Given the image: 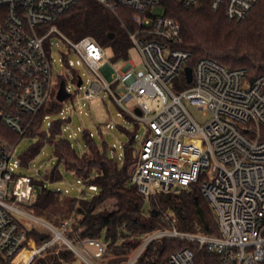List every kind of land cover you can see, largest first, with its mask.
I'll return each instance as SVG.
<instances>
[{
	"label": "built area",
	"instance_id": "obj_1",
	"mask_svg": "<svg viewBox=\"0 0 264 264\" xmlns=\"http://www.w3.org/2000/svg\"><path fill=\"white\" fill-rule=\"evenodd\" d=\"M81 1L0 0V121L24 138L53 94L57 100L61 82L57 88L52 39L60 36L80 56L77 64H85L98 79L86 90L87 100L107 91L125 111V103L135 102L134 110L127 112L145 129L131 176L138 191L148 198L199 183L218 222L219 236L174 226L155 230L123 264H135L148 245L160 239L194 245L174 252L167 264H197L204 250L218 256V264H264V78L252 81L246 69L230 70L210 58L191 67L192 54L172 44L179 39L180 23L152 14L161 0H94L108 10L133 13L136 30L130 40L146 72L139 75L130 59L116 72L112 57H106L109 49L91 37L70 41L57 27ZM180 1L193 8L203 0ZM259 2L211 0L210 7L229 21H242ZM186 67L192 68L190 83ZM106 79L121 88L113 90ZM75 82L83 88L80 75ZM185 101L206 110L210 120L200 124ZM14 154L15 146L0 141V264H31L55 244L74 253L82 264H103L107 248L102 241L76 239L70 234L71 222L57 227L32 214L36 185L33 178L15 172ZM25 250L32 251L28 258H22Z\"/></svg>",
	"mask_w": 264,
	"mask_h": 264
},
{
	"label": "trees",
	"instance_id": "obj_2",
	"mask_svg": "<svg viewBox=\"0 0 264 264\" xmlns=\"http://www.w3.org/2000/svg\"><path fill=\"white\" fill-rule=\"evenodd\" d=\"M210 3L211 0H203L197 7L185 8L180 0L160 1L164 14L181 26L179 39L173 46L192 54L191 67L203 58H210L230 70L246 69L252 81L264 78V0L242 21H229L223 12H214ZM56 24L70 41L91 37L109 49L114 63L130 58V33L136 30L130 10L111 11L94 0H82ZM62 105L53 94L36 115L26 137L37 138V142L26 151L22 163L27 164L50 143L58 163L74 173L78 182L97 190L90 198H71L61 191L47 190L42 180L33 178L34 184L42 185L43 189L30 207L32 214L57 227L63 221H71L72 237L102 241L107 248L103 264L128 262L145 237L158 229L174 226L183 232L219 236L217 219L202 194L201 184L148 198L138 191L131 181L134 138L125 145L121 166L100 150L90 132L84 137L86 152L78 155L69 140L60 137L69 119L54 121L48 133L42 131L48 114L60 111ZM262 130L264 133V128ZM22 139L0 121V141L7 140L16 146ZM47 177L52 182L62 179L57 168ZM154 209L156 216H153ZM37 243L40 245L42 241L37 240ZM193 246L174 239L156 240L135 264H167L174 252ZM28 254L25 250L22 258ZM219 260L218 256L204 250L198 254L197 264H218ZM31 264L82 263L74 253L55 244L38 254Z\"/></svg>",
	"mask_w": 264,
	"mask_h": 264
},
{
	"label": "rangeland",
	"instance_id": "obj_3",
	"mask_svg": "<svg viewBox=\"0 0 264 264\" xmlns=\"http://www.w3.org/2000/svg\"><path fill=\"white\" fill-rule=\"evenodd\" d=\"M152 14L163 15L164 10L161 6L154 7ZM106 57H113L110 50L106 52ZM52 58L56 87L58 88V84L64 80L71 96L63 102L60 111L48 114L43 122L42 131L48 133L52 122L59 119H69L63 126L60 137L69 140L78 155H83L86 152L84 137L90 132L100 150L121 166L124 163L125 145L130 142L131 138H134L132 162L135 163L138 159V151L145 130L144 124L133 121L127 112L134 110L135 102L125 103L124 107L127 110L125 111L116 104L107 91L103 92L99 98L87 100L85 98L86 90L89 89L92 82H97L98 79L85 64H77L81 60L80 56L58 35L52 39ZM129 59L137 68L139 75L145 74L142 56L136 48L132 47ZM70 64H72L71 67ZM113 67L116 72H121L124 65L121 62H116ZM78 75L84 81L82 89H79L75 82ZM106 80L113 90L121 88L119 83ZM185 105L200 124L204 125L210 120L211 116L206 110H200L188 101H185ZM36 142L37 138L24 137L15 146L14 161L18 163L15 170L17 174L40 179L44 182L47 190L61 191L71 198H90L95 194L86 184L78 182L77 176L66 170L64 164L58 163V159L54 156V146L50 143H46L39 154L31 158L27 164H23L22 157ZM55 168L61 173L62 179L52 182L47 176ZM35 188L39 194L43 186L36 185ZM146 207H149L148 203Z\"/></svg>",
	"mask_w": 264,
	"mask_h": 264
},
{
	"label": "water",
	"instance_id": "obj_4",
	"mask_svg": "<svg viewBox=\"0 0 264 264\" xmlns=\"http://www.w3.org/2000/svg\"><path fill=\"white\" fill-rule=\"evenodd\" d=\"M111 37H113V35H111ZM185 74H186V78H187L188 82L190 83L192 81V68L191 67H186L185 68ZM81 84H82V80L80 78L79 81H78V86H81ZM70 96L71 95L69 94V92L66 89V83H65L64 80H62L61 83H60V88H59V91L57 93V97L56 98H57V100L59 102L62 103L65 100H67ZM136 113L138 115H141V110L139 108H137L136 109ZM131 143H132V141H131ZM156 214H157V210L154 209L153 210V216H156Z\"/></svg>",
	"mask_w": 264,
	"mask_h": 264
},
{
	"label": "bare ground",
	"instance_id": "obj_5",
	"mask_svg": "<svg viewBox=\"0 0 264 264\" xmlns=\"http://www.w3.org/2000/svg\"><path fill=\"white\" fill-rule=\"evenodd\" d=\"M28 251V250H27ZM29 252V254L27 255V257L26 258H28L31 254H32V251H28Z\"/></svg>",
	"mask_w": 264,
	"mask_h": 264
}]
</instances>
